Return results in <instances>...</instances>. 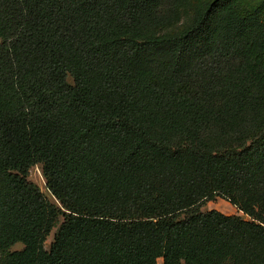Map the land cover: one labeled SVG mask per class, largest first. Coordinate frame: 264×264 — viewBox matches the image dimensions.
Returning a JSON list of instances; mask_svg holds the SVG:
<instances>
[{"label":"trees","instance_id":"obj_1","mask_svg":"<svg viewBox=\"0 0 264 264\" xmlns=\"http://www.w3.org/2000/svg\"><path fill=\"white\" fill-rule=\"evenodd\" d=\"M182 1L0 0V264H264L263 13Z\"/></svg>","mask_w":264,"mask_h":264},{"label":"rangeland","instance_id":"obj_2","mask_svg":"<svg viewBox=\"0 0 264 264\" xmlns=\"http://www.w3.org/2000/svg\"><path fill=\"white\" fill-rule=\"evenodd\" d=\"M209 1L210 0H183L178 8L176 18L172 22L158 27L157 32L161 35H166L184 29L190 22L194 11L197 8L203 7ZM237 1L238 4L242 7L254 6V5L259 6L260 9L262 10L263 18H264V0H237ZM69 80H71L70 77ZM27 179L36 183L39 189L43 192V194L48 198L49 201L55 204H59L58 201L55 199V197L46 188L45 179L42 173L40 163L34 164L29 168ZM198 208L201 211H207L209 209H217L225 214H235L241 216L244 219H250V217L247 214H244L242 211L238 210L236 206L232 205L228 200H226L225 198L219 195L211 199L203 200L198 205ZM61 221H62V217L60 216L58 222L51 229L50 233L46 236V239L44 241V247L46 249L49 248L53 234ZM21 247H22L21 243H16L11 247V249H19ZM157 264H161V258L157 260Z\"/></svg>","mask_w":264,"mask_h":264}]
</instances>
